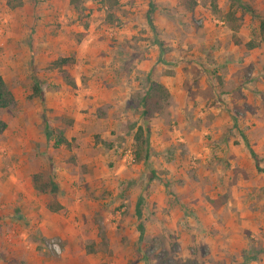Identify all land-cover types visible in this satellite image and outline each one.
I'll list each match as a JSON object with an SVG mask.
<instances>
[{
  "label": "rangeland",
  "instance_id": "374dc122",
  "mask_svg": "<svg viewBox=\"0 0 264 264\" xmlns=\"http://www.w3.org/2000/svg\"><path fill=\"white\" fill-rule=\"evenodd\" d=\"M196 1L210 11L209 26L224 27L232 39L249 20V39L259 46L264 14L251 8L252 0H223L221 8L216 0ZM148 2L0 0V73L14 97L0 110L6 123L0 133L2 263L21 264L9 246L14 242L6 245L1 234L26 230L37 252L50 257L51 251L61 264H264V184L246 189V168H237L228 146L253 165L243 140L253 124L241 123L243 105L222 109L218 119L211 100L195 101L200 70L209 84L226 71V65L213 70V47L200 39L203 17L185 10L184 0H152L151 29ZM58 35L61 42L52 40ZM67 56L69 65H50ZM155 68L183 72L185 103L152 96L143 117L140 97ZM33 78L42 94L57 92L61 109L30 96ZM137 125L147 126V165L133 160ZM57 130L68 147H53ZM49 166L62 208L42 214L39 204L50 196L32 189L30 175L46 174ZM42 218L46 235L36 228ZM243 251L255 259L244 262Z\"/></svg>",
  "mask_w": 264,
  "mask_h": 264
},
{
  "label": "crops",
  "instance_id": "0c3cea01",
  "mask_svg": "<svg viewBox=\"0 0 264 264\" xmlns=\"http://www.w3.org/2000/svg\"><path fill=\"white\" fill-rule=\"evenodd\" d=\"M249 3L252 4L251 8L253 10L260 14H264V0H252ZM215 4L217 8H221L224 2L223 0H216ZM133 5H135V3H133ZM130 6V3H127L124 7L129 8ZM202 10L205 11V14L202 13ZM207 12L210 11L204 8L202 9L198 5L191 11L192 14L201 18L203 17L202 19L205 25L200 28V32L202 33L200 39L205 46L211 47L212 45L213 47V51H211L212 57L215 60V63H212V66H215L213 70L226 65V71L223 73L222 68L221 70L219 69L220 72H217L218 75L216 79L214 78L215 80L209 84L205 75L200 70V72H198L199 91L195 96V101L198 100L197 103L204 105L207 100H211L215 105L214 110L220 112L217 116L218 119L222 118V115H224L222 109L226 107L237 105L245 106H240L242 109L240 111L242 115L241 123L245 125L248 124L249 126L253 124V126L243 133V140H247L249 148L261 159L258 166L264 169V37L259 43V46L245 49L243 44L249 40V28L251 24L249 20L241 23L238 32L235 34L236 37L232 39V35H230V33L228 35V32L231 31L225 33L224 27L212 26L211 23L209 26L208 21H210V16L204 18V16H207ZM213 21L216 20L213 18ZM221 23L220 21L219 24ZM52 40L61 42L63 38L58 35ZM202 56H204V54ZM152 64H154L153 59L149 62V65ZM180 71L177 70L176 74L172 72L168 74H159V68H155L154 72H152L151 80L163 87L167 94L165 101L171 98L175 103L179 100V105H183V103H185L184 94L187 87H185L186 84L185 79H183V72ZM242 75L244 76L243 78ZM0 76L2 77L1 73ZM222 86H224V88H222ZM54 97L59 98L57 92H45V94H43V99L45 98L48 102L46 104L49 107L61 109L63 104L57 103ZM235 126L237 127L238 123H235ZM228 146L233 152V161L237 163V168L239 170L246 168L244 169L248 174V179L244 183L245 186H248L246 189L249 191L252 190L251 188L262 186L264 184L263 175L256 172L254 165L245 157L246 154L244 153V155L239 152L238 148L234 149L233 145ZM238 159L239 161L236 162ZM27 200L30 199L27 198ZM44 205L45 203L39 204V211L42 214H44V210H46ZM44 224L45 222L42 218L39 220L36 227L41 235H46L49 232L46 227H43ZM50 228V232L54 234L56 226L50 225ZM25 231L26 230L21 231L18 236L9 231L1 234L3 236V243L6 245L8 240L14 242V244H10L9 246L12 248L11 250L14 251L13 254L19 257V262H21V264H61V261L52 257L51 251L50 257L43 256L42 253L37 252V244L32 240L25 239L27 236ZM222 234L227 235L223 232ZM15 238L18 241L15 240ZM2 250H4V247ZM0 264L7 263H2L0 260Z\"/></svg>",
  "mask_w": 264,
  "mask_h": 264
},
{
  "label": "trees",
  "instance_id": "16d2710c",
  "mask_svg": "<svg viewBox=\"0 0 264 264\" xmlns=\"http://www.w3.org/2000/svg\"><path fill=\"white\" fill-rule=\"evenodd\" d=\"M196 5V0H184V8L185 10L191 11L194 6ZM153 10V4L152 0H149L148 2V7L146 10V21L147 25L152 29V25L150 22V17L151 13ZM252 13V11H250ZM258 32L260 35L263 34L264 32V18L261 17L259 24H258ZM245 49H251L257 46V43L251 39L246 41L243 44ZM72 62V58L67 56V57H59L51 61L50 65L54 68H60L61 66H66L69 65ZM31 97H37L41 104H43V94L40 91V88L38 86L37 79L33 78L32 84H31ZM156 96L157 98H166L167 94L163 87L158 84L157 82L147 79L146 87L143 91L142 96L140 97V103H141V115L144 117L147 115L148 110H147V105H148V100L150 97ZM14 97L13 93L10 90V88L7 86L3 78L0 76V110L7 109L13 102ZM43 118V133L45 138H49L51 136V132L48 128L47 122L44 118V115L42 114ZM6 128V123L3 119L0 118V133L4 131ZM147 132V126L142 127L140 125L135 126L134 133L132 135V140L134 144V150H133V160L134 161H139L142 160L146 165L147 163V139L143 136V133ZM69 141L62 135V132L60 130H57L54 132V137L52 139V145L53 147H58L60 145H63L65 147L69 146ZM248 153L253 160V165L254 168L257 172H263L264 169L260 168L258 166V158L257 156L250 150H248ZM155 176L154 172L152 170L149 171V178H153ZM164 186L166 187L167 184L166 182L163 183ZM30 185L32 189L38 193V194H46L50 196V199L45 202V209L48 212L55 213L59 211L62 208V205L58 202L56 199V195L60 194V188L58 186V183L55 181L52 173L51 166H49L46 174H43L42 172H34L30 175ZM142 197L139 196L137 197L135 203H134V213L136 217V224L135 228L136 231L138 232V240H142L143 238V225L140 221V216H141V211H140V206H141V199ZM88 249V248H87ZM255 254L252 253L251 251L242 252V258L244 262L254 260L255 259Z\"/></svg>",
  "mask_w": 264,
  "mask_h": 264
},
{
  "label": "built area",
  "instance_id": "2783aa9c",
  "mask_svg": "<svg viewBox=\"0 0 264 264\" xmlns=\"http://www.w3.org/2000/svg\"><path fill=\"white\" fill-rule=\"evenodd\" d=\"M50 246L55 249L56 245H55V243H52Z\"/></svg>",
  "mask_w": 264,
  "mask_h": 264
}]
</instances>
